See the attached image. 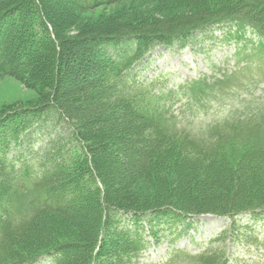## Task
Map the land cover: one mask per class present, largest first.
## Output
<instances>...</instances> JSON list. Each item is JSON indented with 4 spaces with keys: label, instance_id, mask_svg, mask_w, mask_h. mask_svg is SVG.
Returning <instances> with one entry per match:
<instances>
[{
    "label": "rangeland",
    "instance_id": "1",
    "mask_svg": "<svg viewBox=\"0 0 264 264\" xmlns=\"http://www.w3.org/2000/svg\"><path fill=\"white\" fill-rule=\"evenodd\" d=\"M9 1L15 2L9 5L12 7L20 3L21 0ZM42 1L46 17L41 13L43 18L41 24L34 13L31 17L12 13L3 19L7 27L5 28L7 33L5 38L15 35L20 43L21 41L22 44L24 43L23 46H20L19 42L14 41L10 48V54L16 59L15 76H7L0 70V160L2 159L7 164H10L19 149H26L28 144L33 147V135L37 134L36 139H38L42 132L40 131L42 129L39 128L40 130L32 129L31 132L23 133L18 123L27 122L30 124L35 122L38 117L30 119L26 115L21 116V113L25 114L24 110H32L45 103L46 100H50V95H56L57 86H63V83L58 80L61 77H64L63 81L67 80V77L62 75L63 71L58 68V75L54 77L57 84L54 88L52 86L50 71L54 68L51 66L50 60L46 59L48 54L45 46L49 40L42 26L43 21L44 24L52 23L60 39L65 40L82 37L89 28L103 27L107 24L116 25L120 21L131 20L139 23L145 19H160L168 17L176 11L170 9L169 0H129L90 11H82L73 6L76 1L80 0ZM171 1L175 3L177 0ZM233 1L235 0H221V5H218L216 11L217 14L223 16L229 14V11L233 9L230 4ZM217 2L218 0H211L212 4H217ZM201 3L203 2L201 1ZM3 20L1 19V22ZM247 35H245L247 39L241 42L235 40L226 42L224 37L219 36L218 31L214 29L213 32L205 31L193 35L184 50L175 46L159 45L152 51L144 53L140 64L135 67V72H133L137 74L141 83L154 81L159 86L157 89L172 91L175 101L171 104L170 110L175 117L173 120L169 121L168 119L165 122L167 128L168 126L175 128L170 132L173 134L171 139L173 144H171L172 149L168 147V149L162 150L165 155L158 154L159 159L164 158L162 165H156V168L151 169L152 172L148 173L147 177L139 179L127 188L121 183V178L113 175V170L105 157H97L103 162L104 173H99L108 189V195L120 194V199L115 201H121L123 208L148 210L151 208L148 204L156 199L158 201L159 198H166L171 202L168 204H176L175 207L179 209L185 208L179 201L188 203L208 201L207 195H204L205 198L199 194H202L205 185L201 183L202 187L199 188L198 182L196 184L191 180L193 177L192 166L206 168V170L214 169L211 158H206L204 155L216 153L224 155L226 161L231 163V171L235 172L243 164L238 158L244 150L250 147L253 149L264 148V59L259 62L261 55L256 46L258 43L256 37ZM28 37H31L29 40L33 41L35 46L26 44L29 42ZM249 40L256 42L250 43ZM250 44L253 45L256 53L252 54L251 50L248 52L252 54L251 59H246L248 57L245 56L243 48L238 50L236 47ZM30 47H36V52L31 51ZM125 47L128 49V46ZM40 49L44 51V55ZM105 52L108 55H116L119 50L108 47ZM234 54L243 55V58L240 60L239 56ZM95 55L93 54L87 59L90 64L94 65L97 62ZM23 56L28 60L26 67L21 62L25 58ZM83 61L85 62V60ZM67 84L69 87L70 84ZM111 98V95L107 92L104 93L103 89L92 95V99L101 104H106ZM80 103L83 110L87 103L81 100ZM166 104L170 105L168 98ZM21 110L23 111L18 112ZM225 111L227 115L223 116L222 113ZM46 113L49 116L42 115L40 118L44 116L43 119L47 120L48 134L43 137L41 135L42 142L35 144L36 148L43 147L44 152L51 153L53 151L56 158L66 159L60 165L63 164L64 175L68 179L67 182L60 181L58 183L56 188H58L59 194L67 190L68 195L72 193V196H76L83 191L84 199L83 202L72 206L69 211L68 215L74 221L71 224H68L57 214H44L40 219L49 225L48 229L52 231L51 235H54L60 243L84 242L86 239H91V235L89 237V234L86 233V226L90 225L89 219L93 215L91 212L97 210L100 212V197L95 189L100 181L90 179L91 171L85 161L84 152L79 148V142L72 135L66 121L56 118L49 112ZM110 113L114 117H122L123 114L115 109L108 112V114ZM8 117L9 120H6ZM76 122L78 123L77 120ZM96 125V122H92L87 130L96 139L91 143L105 146L107 156L110 159H117L115 165L119 166L122 158L116 154L117 147L98 137L99 128ZM40 126L44 127V125ZM13 132L20 133L16 137H12ZM184 137L202 146L197 148L199 151L196 149L198 152L202 151L200 156L195 154L198 152L188 146V143H181L180 140ZM232 141H236V143L233 145ZM64 149L65 153L60 156V151H64ZM203 172L199 171L201 177L204 175ZM257 178L260 182L264 181V173L258 175ZM2 180L4 179L0 178V183ZM232 189L234 188H230V190ZM261 193V190H256L255 193H248L247 197L259 199ZM214 194L210 197L216 199ZM109 198L108 201H112L113 198ZM28 199V196L22 195L19 202V208L24 213L30 212V208L27 207ZM116 202L112 201L114 205L117 204ZM162 205L164 204L159 206ZM119 207L121 206L119 205ZM83 213H85L88 225L83 221V216H81ZM135 214L136 216L133 214L131 216L133 217L132 223L139 225L143 231L146 230L142 237L138 229L136 237L141 239L142 245L144 243L143 247L147 243V249L141 256L137 252L131 257L118 256L121 259L125 257L124 264H204L208 263L210 257L218 261L217 264L221 260L225 259L226 261L227 258H230L228 264H264V221L249 223L251 229L247 230L243 222L247 223L248 218L244 219L242 223L240 222L239 229L232 228L220 236V242H214L213 246L206 251L210 245L209 242L228 228L229 221L226 218L201 216L189 218L184 223L179 220L180 224L184 225H187L189 220L190 226L188 225L189 229L186 233L181 231V236L174 240L172 230H168V223L175 221H172L175 215L170 218L167 217L170 212L165 217L161 215V212H152L138 218L143 213L136 212ZM96 217L98 222L101 214L97 213ZM115 220L117 221L116 228L119 231L131 230L128 226L130 217H119L117 213ZM136 220L137 222H135ZM182 227L178 226L175 233L179 232ZM116 228L112 224L100 229V226L96 224L93 236L95 237L99 230L103 255L97 264H118V257H114L119 254L118 243L122 241L117 236V238L115 237ZM179 250L187 251L190 254H201L187 256L175 253ZM172 252L173 254H171ZM169 258L172 259L167 262L166 260Z\"/></svg>",
    "mask_w": 264,
    "mask_h": 264
},
{
    "label": "trees",
    "instance_id": "2",
    "mask_svg": "<svg viewBox=\"0 0 264 264\" xmlns=\"http://www.w3.org/2000/svg\"><path fill=\"white\" fill-rule=\"evenodd\" d=\"M126 1L129 0H80L73 6L82 11H90ZM13 3L15 2L9 0L0 1V70L10 77L16 74V59L10 54V48L14 41L20 43V40L15 35L5 38L7 33L3 19L12 13L26 17H31L34 13L41 24L43 20L41 13L46 17L42 0H21L17 5L9 7ZM168 3L171 4L170 9L176 10L168 17L145 19L139 23L131 20L120 21L116 25L107 24L103 27L89 28L82 37L65 40L60 39L52 23L42 22L49 40L45 46L48 54L46 59L50 60L54 68L50 71L52 86L54 88L57 84L54 77L58 75V68L63 71L62 75L67 77L69 82L63 81L64 77H61L58 81H61L63 86H57L56 95H50V100H46L42 105L29 111L24 110L25 114L21 113V116L26 115L30 119L38 117L30 124L18 123L23 133L31 132L32 129H42H39L42 132L38 139H36L37 134L33 133V147L27 143L26 149H19L11 164L0 160V178L4 179L0 183V264H36L43 256H50L53 264H97L103 255L101 245L96 251L98 242L102 238L99 230L95 237L93 236L95 226L97 224L102 229L103 226L113 224L116 228L117 213L118 216L120 214L136 216L135 213L140 212L143 214L138 218H141L144 214L152 212H161L165 217L166 213L175 211L187 216L212 214L234 219L246 213L264 212V181L260 182L257 178L264 173V148L259 147L255 149L250 147L241 153L238 159L243 164H240L241 166L239 165L235 172L231 171V163L226 161V157L216 153L204 155L206 158H211V164L214 166L212 170L191 165L193 167L191 180L196 184L198 182L199 188L202 187L201 183L205 185L202 194H199L207 195L209 200L193 203L179 201L185 207L184 209L175 207L176 204H173L174 206L168 204L171 202L166 198L152 201L148 204L151 207L148 210L126 209L122 207L121 201H115L120 199V194L113 192L112 196L108 195V189L99 173H104L103 162L97 158L98 156L105 157L113 170V175L121 178V183L127 188L139 179L147 177L156 165H162L164 158L159 159L158 154L165 155L162 150L171 148L173 144L171 140L173 134L168 133L165 122L173 119L166 104L167 98H170L169 94L164 92H162L163 95L153 94V83L152 85L136 84L137 77L132 74L144 53L159 45L184 49L188 40L196 33L205 32L214 25H227L230 22L249 24L259 33L264 34V0L231 2L233 9L226 16L234 18L229 19L223 18L226 16L216 12L218 5H221V0H218L217 4H212L211 0H177L175 3L169 0ZM29 39L31 37H28L29 42L26 44L34 45ZM23 44L21 41L20 46ZM125 46H128V49ZM40 47L42 48L41 45ZM108 47L118 49L119 53L108 55L105 52ZM30 49L36 52V47H30ZM42 53L44 55L43 50ZM93 54L97 56V62L94 65L87 60ZM27 61L26 57L21 60L25 67ZM71 81L76 83L71 84ZM67 83L70 84L69 87ZM102 89L104 93L107 92L112 97L106 104L92 99L93 93ZM80 100L87 103L83 110ZM113 109L121 111L122 117L108 114ZM46 112L66 121L72 135L79 142V148L84 152L85 161L91 171L90 179L100 181L101 188L95 187L100 197V212L98 210V212H91L93 213L89 219L91 223L86 226V233L89 237L91 235V239H86L84 242L60 243L54 235H51L49 225L40 219L44 214H57L71 224L74 221L68 215L69 211L72 206L83 202L84 199L83 191L72 196V193L68 195L67 190L59 194L56 188L60 181L67 182L68 179L64 175L63 164L60 165L66 160L65 158H56L53 151L45 152L44 157L38 156L35 144L42 142L41 138L47 135L49 130L47 120L43 119L44 116L40 118L42 115L49 116ZM6 120H9V117ZM92 122L97 123L98 137L117 147L116 154L122 158L119 166L115 165L117 159H110L107 156L105 146L91 143L96 140L87 131ZM40 125L44 127L41 128ZM18 133L13 132L12 137H16ZM180 141L188 143L195 152L199 151L197 148L202 147L185 137ZM235 143L236 141H232L233 145ZM201 152L195 154L200 156ZM64 153L65 149L60 151V156ZM19 154L26 160L21 162ZM199 171H204L202 177ZM230 188L234 189L230 190ZM256 190H261V198L247 197L248 193H255ZM213 193L216 199L210 197ZM22 195L29 197L27 200L29 213H24L19 208ZM107 197L113 198L112 201L118 205H114L111 200V202L108 201ZM252 202L254 204H251ZM160 204L164 205L159 206ZM97 213L101 214L98 222ZM84 214L81 216L87 224ZM167 217L172 216L167 215ZM138 229L141 233L142 228L139 225ZM116 236L122 242L118 243L119 254L114 258L123 255L131 257L140 250L141 242L139 237H136V232L129 233L127 230L123 232L116 228ZM124 258L118 257V264H124ZM217 262L210 257L208 263L204 264H217ZM219 264H224V261L221 260Z\"/></svg>",
    "mask_w": 264,
    "mask_h": 264
},
{
    "label": "clouds",
    "instance_id": "3",
    "mask_svg": "<svg viewBox=\"0 0 264 264\" xmlns=\"http://www.w3.org/2000/svg\"><path fill=\"white\" fill-rule=\"evenodd\" d=\"M223 116H226L227 115V112L225 111L224 113H222Z\"/></svg>",
    "mask_w": 264,
    "mask_h": 264
},
{
    "label": "bare ground",
    "instance_id": "4",
    "mask_svg": "<svg viewBox=\"0 0 264 264\" xmlns=\"http://www.w3.org/2000/svg\"><path fill=\"white\" fill-rule=\"evenodd\" d=\"M11 27H13V26H11ZM7 28V27H6ZM15 29V28H14Z\"/></svg>",
    "mask_w": 264,
    "mask_h": 264
}]
</instances>
